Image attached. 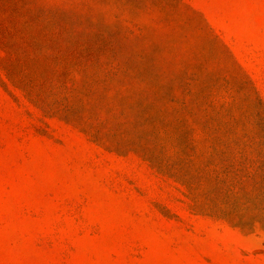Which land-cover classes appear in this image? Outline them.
Listing matches in <instances>:
<instances>
[{"label":"rangeland","instance_id":"obj_1","mask_svg":"<svg viewBox=\"0 0 264 264\" xmlns=\"http://www.w3.org/2000/svg\"><path fill=\"white\" fill-rule=\"evenodd\" d=\"M0 264H264V0H0Z\"/></svg>","mask_w":264,"mask_h":264}]
</instances>
